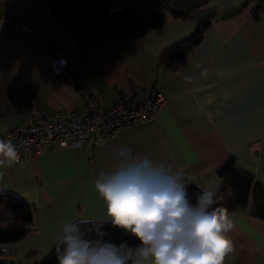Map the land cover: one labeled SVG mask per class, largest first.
Listing matches in <instances>:
<instances>
[{"label": "crops", "instance_id": "obj_1", "mask_svg": "<svg viewBox=\"0 0 264 264\" xmlns=\"http://www.w3.org/2000/svg\"><path fill=\"white\" fill-rule=\"evenodd\" d=\"M136 0H105L114 11ZM192 18H170L139 38L113 27L93 48L81 52L49 14L29 0H0L35 20L50 38L46 50L0 29V133L26 123L37 107L48 116L85 109L74 88L52 74L48 60L61 49L77 60L80 78L100 91L104 109L121 96L136 103L160 92L166 108L152 120L120 130L104 146L82 149L54 146L3 167L0 192L20 196L33 210V223L21 241L2 245L3 259L32 264L56 244L62 222L80 217L104 222L107 208L94 187L101 171L118 161L114 149L171 164L199 190L220 189L216 169L234 157L237 167L264 184V13L258 0H155ZM208 20L187 61L173 70L161 54ZM232 251L224 264H264V221L255 217L252 197L242 213H228ZM32 253V257L27 254ZM131 264V262H130Z\"/></svg>", "mask_w": 264, "mask_h": 264}, {"label": "clouds", "instance_id": "obj_2", "mask_svg": "<svg viewBox=\"0 0 264 264\" xmlns=\"http://www.w3.org/2000/svg\"><path fill=\"white\" fill-rule=\"evenodd\" d=\"M114 155L117 166L101 171L94 182L109 219L62 222L56 240L59 264H224L232 251L233 222L225 208L213 207L221 199L216 191L203 189L193 204L185 178L171 164L135 156L127 147L115 148ZM19 161L16 145L0 139V167ZM106 222L130 233L139 245L132 249L105 240ZM88 224L93 227L82 230ZM86 231H95L97 238H88Z\"/></svg>", "mask_w": 264, "mask_h": 264}, {"label": "trees", "instance_id": "obj_3", "mask_svg": "<svg viewBox=\"0 0 264 264\" xmlns=\"http://www.w3.org/2000/svg\"><path fill=\"white\" fill-rule=\"evenodd\" d=\"M29 1L57 20L81 52L97 45L113 27H118L133 38H139L162 25L167 19L166 14L170 18L193 17L189 12L161 6L155 0H136L114 11L107 10L105 0ZM208 23V20L202 21L190 36L166 49L159 58L160 63L173 70L181 67L187 61L189 52L202 39ZM215 174L220 181L217 195L221 199L213 207H223L227 213H242L252 197L255 217L264 221V184L258 183L253 175L240 170L234 157L228 158L219 166ZM184 182L188 197L195 204L201 190L185 179ZM32 223L33 210L30 205L16 194L0 192V264H21L5 261L3 257L6 254L1 246L21 241L28 234ZM81 227L82 230H87L93 225ZM101 230L107 233L105 240L117 245L126 244L132 249L139 245V241L130 233L113 227L110 222L103 223ZM86 235L92 240L97 238L95 231H86ZM27 257H32V253L27 254ZM32 264H59L56 244Z\"/></svg>", "mask_w": 264, "mask_h": 264}, {"label": "built area", "instance_id": "obj_4", "mask_svg": "<svg viewBox=\"0 0 264 264\" xmlns=\"http://www.w3.org/2000/svg\"><path fill=\"white\" fill-rule=\"evenodd\" d=\"M251 12L255 16L264 13V0L256 1ZM0 29L43 50L52 45L35 20L12 6L0 4ZM59 49L58 56L49 58V68L52 74L63 78L74 88L85 115L79 118L73 110H57L45 116L37 107L31 108L24 125L11 126L0 133V139L10 140L16 145L20 159L54 146L71 149L104 146L120 130L152 120L167 107L168 100L160 92H154L143 95L136 103H130L126 96H121L112 108L104 109L97 87L81 80L77 60L64 49Z\"/></svg>", "mask_w": 264, "mask_h": 264}]
</instances>
